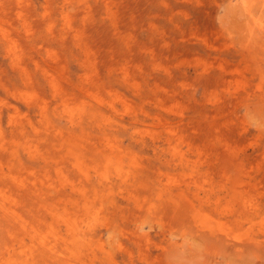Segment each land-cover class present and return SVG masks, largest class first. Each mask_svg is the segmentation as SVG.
Segmentation results:
<instances>
[{
  "label": "rangeland",
  "instance_id": "rangeland-1",
  "mask_svg": "<svg viewBox=\"0 0 264 264\" xmlns=\"http://www.w3.org/2000/svg\"><path fill=\"white\" fill-rule=\"evenodd\" d=\"M0 264H264V0H0Z\"/></svg>",
  "mask_w": 264,
  "mask_h": 264
}]
</instances>
